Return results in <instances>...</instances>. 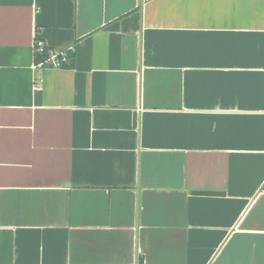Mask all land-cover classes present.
I'll list each match as a JSON object with an SVG mask.
<instances>
[{
  "label": "crops",
  "instance_id": "0c3cea01",
  "mask_svg": "<svg viewBox=\"0 0 264 264\" xmlns=\"http://www.w3.org/2000/svg\"><path fill=\"white\" fill-rule=\"evenodd\" d=\"M0 264H264V0H0Z\"/></svg>",
  "mask_w": 264,
  "mask_h": 264
},
{
  "label": "built area",
  "instance_id": "2783aa9c",
  "mask_svg": "<svg viewBox=\"0 0 264 264\" xmlns=\"http://www.w3.org/2000/svg\"><path fill=\"white\" fill-rule=\"evenodd\" d=\"M33 51L34 58L37 54H46L45 58L40 61H35V66L41 67H65L68 64V54L71 52L70 49H52L48 48L44 41L39 37H34L33 39Z\"/></svg>",
  "mask_w": 264,
  "mask_h": 264
},
{
  "label": "trees",
  "instance_id": "16d2710c",
  "mask_svg": "<svg viewBox=\"0 0 264 264\" xmlns=\"http://www.w3.org/2000/svg\"><path fill=\"white\" fill-rule=\"evenodd\" d=\"M45 56H46L45 53L44 54H37L34 59H35V61H40V60L44 59ZM70 57H71V55H68V64L67 65H69Z\"/></svg>",
  "mask_w": 264,
  "mask_h": 264
}]
</instances>
